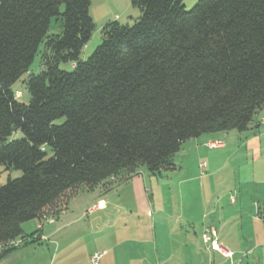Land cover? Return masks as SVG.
<instances>
[{
	"label": "trees",
	"instance_id": "obj_1",
	"mask_svg": "<svg viewBox=\"0 0 264 264\" xmlns=\"http://www.w3.org/2000/svg\"><path fill=\"white\" fill-rule=\"evenodd\" d=\"M91 2L0 0V166L22 172L0 187V261L17 249L10 242H37L24 223L57 217L81 189L109 191L142 166L174 170L183 143L246 132L264 108V0H199L191 10L131 0L138 21L104 25L80 61L96 28ZM55 17L62 33L48 36ZM42 44L44 69L22 81L25 104L13 88ZM17 131L23 138L10 141Z\"/></svg>",
	"mask_w": 264,
	"mask_h": 264
},
{
	"label": "crops",
	"instance_id": "obj_2",
	"mask_svg": "<svg viewBox=\"0 0 264 264\" xmlns=\"http://www.w3.org/2000/svg\"><path fill=\"white\" fill-rule=\"evenodd\" d=\"M243 139L240 148L258 166L251 181H247L250 183L246 182L250 189L236 183L233 189L205 190L202 196H196L198 200L194 195L199 192L192 190L189 192L193 199L173 206L157 203L155 191L144 189L142 184L141 191L145 190L147 198L142 204L136 194L132 195L133 206L125 207L120 199H104L120 193L118 187L123 191L137 186L133 175L130 181L107 190L105 197L91 192L86 211V206L77 200L79 206H68V202L54 219L36 222L29 234L39 233L29 241L37 242L24 243L0 264L11 255L17 256L12 264H90V257L96 252H106L101 264H264V122L260 118L253 121ZM226 149L224 145L217 150ZM182 183L180 180L178 185ZM162 192L167 195L174 190L165 188ZM98 204L100 209L92 211ZM206 229L216 231L220 245L232 253L231 257L212 251L203 243Z\"/></svg>",
	"mask_w": 264,
	"mask_h": 264
},
{
	"label": "rangeland",
	"instance_id": "obj_3",
	"mask_svg": "<svg viewBox=\"0 0 264 264\" xmlns=\"http://www.w3.org/2000/svg\"><path fill=\"white\" fill-rule=\"evenodd\" d=\"M198 1L199 0H183V3L186 10H191ZM63 11L64 7H61V12ZM90 15L96 25V28L93 32L91 40L84 47L80 55V61L88 60V58L94 53L97 47L101 45L102 28L104 25L109 22L116 21L121 25L133 26L140 18L141 13L139 9L132 6L131 0H92L90 6ZM61 33L62 19L61 17H55L51 21L48 36H57ZM44 51V44H42L38 54L36 55L32 65L29 68V72H27L14 85L13 89L17 91L16 96L17 94H19L20 97L18 98H20V101L25 104L29 103L30 94L22 81L30 74H38L44 69L42 57ZM59 68L67 72H72L74 70V64L71 62H61ZM258 118H260L261 121H264V109L256 114V116L254 117V121H257ZM64 121L65 119L62 118L57 120L55 124L60 125ZM243 134L244 132L239 133L235 130L203 134L197 139L194 138L183 143L180 151L174 157V162L176 165V168L174 170L163 171L161 175L154 176L150 174L146 167L142 166L135 172L137 174H135L134 176L136 177V182H138L137 186H128L123 191H121V189L118 187L117 190H120V193H118L117 195L116 193H113L111 196H106L108 194L107 191H99L103 190L102 187H98L93 191H95V194L97 195H102V197L106 196L104 199L107 200L120 199L121 203H123L126 207L130 205L133 206L135 204V194L139 204L147 201V198L145 197L146 195L144 193L145 190H143L144 192L141 191V185L144 184V189L146 188L148 191L153 189L155 191L154 198L157 200V203H159L160 205H165L166 202H168L171 205L176 206L183 201L193 199L190 196L189 192L192 190L194 192H199L194 195V197H196L199 195L202 196L203 191L205 190L223 191L227 189H233L235 188L236 183L237 186L242 183V186L244 185L243 187H247L246 182L251 181L250 178L253 175V170L258 166L253 162L251 155H249L248 157L245 154V151L240 148L241 141H244V139L241 140ZM21 138H23V133L21 131H17L13 133L9 140L14 141ZM204 142H206L205 145ZM211 142H218L222 145L224 144L225 146H227V149L220 151L217 150L218 148H209L208 144ZM50 155L51 151H48V156L50 157ZM201 164H205L206 168L202 170L200 168ZM21 176V171L8 172L6 171L4 166H0V187L7 182L9 177L16 179ZM201 176L203 179L201 178ZM180 180L183 181L182 185H178ZM165 188H172L174 190V193L171 192L165 195L162 192V190H164ZM248 188L249 187H247V189ZM158 190H161V192H159ZM93 191L81 189L80 191H78L77 195H73L74 197H71L68 206H70L71 204L76 207V205L78 204L77 200H79V204L85 207L89 203L88 200L92 198V195L90 194ZM132 195L134 197H132ZM149 195L151 196L150 193ZM194 199L198 200L199 197H196ZM79 204L77 206H79ZM86 210L87 206L85 208V211ZM54 218L55 217L50 218L49 220ZM78 218L79 217L77 216L74 219ZM85 220L89 219L85 218ZM36 222L38 221L31 220L23 224V228L26 231L25 235H28L31 231L34 230V225L36 224ZM207 230L212 231V229H206L204 232H206ZM205 245L207 247L209 246L207 244ZM18 250L19 249H17V251ZM13 259L17 260V256L11 255L5 262H11L12 264ZM244 264H247V262H245Z\"/></svg>",
	"mask_w": 264,
	"mask_h": 264
},
{
	"label": "built area",
	"instance_id": "obj_4",
	"mask_svg": "<svg viewBox=\"0 0 264 264\" xmlns=\"http://www.w3.org/2000/svg\"><path fill=\"white\" fill-rule=\"evenodd\" d=\"M17 97H20L19 94H17ZM264 122V121H263ZM223 145L221 143H218V142H211L208 144V147L209 148H220L222 147ZM200 168L203 170L206 168V165L205 164H201L200 165ZM100 204L96 205L94 207V209L92 211H96V210H99L100 209ZM202 238H203V243L204 244H207L209 245L208 247L212 250V251H217V252H220L221 254H223L225 257H231L232 256V253L228 252V251H225L220 243H219V238H218V235L216 233L215 230H212V231H206L202 234ZM24 244V241L21 240V239H17V240H14L12 242H10L8 244V246L10 247H15V248H19L21 245ZM106 254V252H96L94 253L91 257H90V264H101V260L102 258L104 257V255Z\"/></svg>",
	"mask_w": 264,
	"mask_h": 264
}]
</instances>
